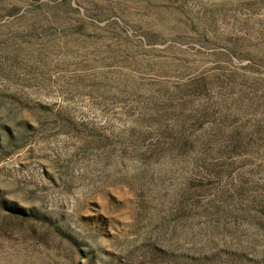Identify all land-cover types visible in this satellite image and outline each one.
Masks as SVG:
<instances>
[{
  "label": "rangeland",
  "instance_id": "rangeland-1",
  "mask_svg": "<svg viewBox=\"0 0 264 264\" xmlns=\"http://www.w3.org/2000/svg\"><path fill=\"white\" fill-rule=\"evenodd\" d=\"M0 264H264V0H0Z\"/></svg>",
  "mask_w": 264,
  "mask_h": 264
}]
</instances>
